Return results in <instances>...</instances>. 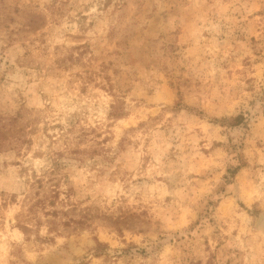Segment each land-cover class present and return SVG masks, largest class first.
<instances>
[{
  "label": "rangeland",
  "instance_id": "obj_1",
  "mask_svg": "<svg viewBox=\"0 0 264 264\" xmlns=\"http://www.w3.org/2000/svg\"><path fill=\"white\" fill-rule=\"evenodd\" d=\"M0 264H264V0H0Z\"/></svg>",
  "mask_w": 264,
  "mask_h": 264
}]
</instances>
